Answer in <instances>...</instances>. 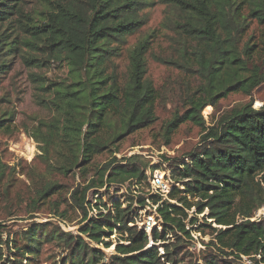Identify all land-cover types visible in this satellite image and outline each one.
<instances>
[{"label":"trees","instance_id":"16d2710c","mask_svg":"<svg viewBox=\"0 0 264 264\" xmlns=\"http://www.w3.org/2000/svg\"><path fill=\"white\" fill-rule=\"evenodd\" d=\"M42 1L43 10L31 16L25 14L23 0H0V80L11 69L13 60L18 56L24 59L26 52L31 68H67V77L60 82L31 74L40 92L51 90L53 95L49 99L40 95L41 104L56 111L54 120L38 125L33 138L39 144L48 173L57 171L66 176L74 169L87 168L96 156L118 148L127 136L149 128L157 120L158 93L146 79L151 37L130 51V66L124 78L114 63L127 38L146 24L140 12L151 2ZM162 2L168 6L164 26L173 30L175 42L182 48L190 46L195 56L203 58L209 71L214 72L222 64L246 67L260 54L261 48L252 44L251 37L236 57L248 23L253 20L264 26V0ZM263 82L264 77L254 71L252 79L237 82L231 88L237 86L251 97ZM200 106V101L189 98L186 113L175 115L165 128L166 145L182 124L190 122L202 129L197 149L183 159H164L175 180L171 191L164 196L149 189L148 199H137L142 207L156 208L161 230L154 228L149 235L138 229L134 198L125 208L124 203L115 201L113 209L104 205L107 213H100V219H92L81 228V236L34 223L20 240L0 239V264H31L45 242H56L70 250L65 264H185L180 256L188 254L185 247L194 242V233L211 236L206 246L215 252L205 254L203 264H238L243 258L264 264V219L253 220L264 208V105L260 109H255L252 101L238 105L222 114L210 128L205 127ZM13 117V113H3L0 130ZM52 150L58 154L55 162L50 159ZM138 160L141 158L134 156L122 165L114 158L103 168L105 176L110 174L107 182L133 180L138 186L147 182L146 168L138 165ZM3 176L0 171V182ZM105 182L102 180V184ZM61 190L62 186L54 182L39 188L31 213ZM75 195L73 207L81 210L87 221L86 195ZM206 211L211 224L198 225L199 215ZM55 215L64 218L60 212ZM114 230L121 237L115 255L105 263L104 254L82 235H87L90 243H103L109 249L113 244L105 240ZM9 254L14 257L8 259Z\"/></svg>","mask_w":264,"mask_h":264},{"label":"rangeland","instance_id":"374dc122","mask_svg":"<svg viewBox=\"0 0 264 264\" xmlns=\"http://www.w3.org/2000/svg\"><path fill=\"white\" fill-rule=\"evenodd\" d=\"M150 2L151 6L140 12L141 17L146 19V24L136 34L127 38L126 44L122 46V54L114 60V63L117 73L124 78L130 66V51L141 41L151 37L150 50L146 55V79L153 83L158 93L157 120L149 128L127 136L118 148L96 156L87 168L74 169L66 176L57 171L49 174L47 164L40 157L39 144L33 138L38 125L54 120L56 111L53 107L41 104L40 95H44L47 99L52 98L53 95L51 90L44 94L40 92L36 83L32 81L31 74H38L52 82H60L66 79L67 68L58 65H46L40 69L31 68L25 59L29 56L26 52L24 59L18 56L13 60L11 69L1 78L0 117L5 112L14 114L13 121L5 122L4 129L0 130V171L4 172L0 182V226H2L0 239L3 242L20 240V236L34 223L46 224L49 229L72 233L75 237L81 236V228L88 225L92 219H100V213H107V208L113 209V202L120 201L124 203L125 208L132 198L135 200L133 211L136 213L134 218L138 229H144L149 235L154 228L161 230L156 208L142 207L137 204V199L140 197L148 199L149 189L153 190V193L159 190L158 193L167 195L175 185V180L168 164L164 165V159H183L199 147L202 137V129L188 122L179 127L171 136L170 144L166 145L164 134L167 124L175 115L186 113L191 97L201 102L200 110L206 128L212 127L213 122L222 114L238 105L251 101L255 109H260L264 105V82L252 92L251 97H247L237 86L231 88L237 82L252 79L254 71H258L259 76L264 77V50H262L264 26L256 21H250L237 46L236 57L239 58V52L243 51L248 40L253 37L252 44H257L261 51L251 65L242 67L240 64H222L211 72L207 69L203 58L195 56L190 46L182 48L181 44L175 42L176 36L173 30L164 26L168 16L167 4L162 0H150ZM43 4L42 0H23L24 12L33 16L43 10ZM134 156L141 158L136 163L146 168L147 182H143L141 186L133 180L108 183L110 174L106 172L105 176L104 166L114 158L122 165H127V159ZM57 158L58 154L52 150L50 159L55 162ZM157 176L163 184L161 187L157 186ZM102 180L106 182L102 184ZM49 182L61 185V192L43 201L37 212L31 213L32 201L37 197V190ZM84 194L89 218L87 221L83 212L73 207L72 200L74 195L78 198L83 197ZM147 204L151 205L149 200ZM56 211L62 213L64 218L55 215ZM194 211L196 209L190 212V219ZM208 214L209 212L206 211L203 215H199L198 225L211 224L212 221L207 220ZM260 219H264V208L255 214L253 220ZM119 237L121 236L118 230H114L110 239L105 240L111 242L113 246L106 249L103 243L99 245L90 243L88 236L82 235L88 244L104 254L105 263L115 255V246ZM193 237L192 245L185 247L188 254L180 256V259L185 264L197 260L198 264H203L204 255L211 251L215 252L214 249H208L206 246L211 236L194 233ZM3 249L6 250L5 246ZM68 255L70 250L66 246L56 242H45L37 260L31 264H65ZM7 257L12 259L14 255L9 254ZM238 264H254V262L243 258Z\"/></svg>","mask_w":264,"mask_h":264},{"label":"built area","instance_id":"2783aa9c","mask_svg":"<svg viewBox=\"0 0 264 264\" xmlns=\"http://www.w3.org/2000/svg\"><path fill=\"white\" fill-rule=\"evenodd\" d=\"M158 173H160V172H158ZM156 183H157V186L158 187H161V186H163V184H162V182H161V180L159 179V176H157V180H156ZM161 190V189H160ZM166 191H168V189L166 188ZM157 193L159 192V190L158 191H156ZM164 196H166L165 194L166 193H162Z\"/></svg>","mask_w":264,"mask_h":264}]
</instances>
